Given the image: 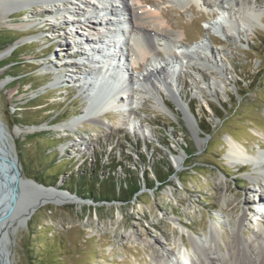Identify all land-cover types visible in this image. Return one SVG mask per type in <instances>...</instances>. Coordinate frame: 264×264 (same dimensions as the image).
<instances>
[{
	"label": "rangeland",
	"instance_id": "rangeland-1",
	"mask_svg": "<svg viewBox=\"0 0 264 264\" xmlns=\"http://www.w3.org/2000/svg\"><path fill=\"white\" fill-rule=\"evenodd\" d=\"M257 1L264 10V0ZM27 2L25 8L0 16V119L24 177L79 190L76 194L87 201L44 204L25 223L8 221L4 233L7 246L12 241V264H152L155 253L174 248L182 228L188 246L189 235L207 233L211 222L221 226L226 238L230 230L223 220L236 218L245 204L244 234L264 224L263 173L226 157L229 135L249 151L264 147V15L251 29L240 27L239 37L214 0H150L170 24L165 29L145 24L152 36L183 30L185 44L204 40L216 67L208 70L195 63L199 67L194 70L181 67L174 73L177 100L197 126L190 127L176 97L168 95L170 89H156L163 98L156 103L150 86L151 93L139 105H130L125 94L116 97L118 104L132 107L131 118L143 125V132L117 124L122 114L110 111L100 120L63 131L56 126L83 114L86 103L67 77L85 75L86 70L72 61L70 55L79 51L73 41L103 25L88 22L78 0ZM92 2L101 16L99 6L106 2ZM78 18L81 22H75ZM106 36L97 41L104 45L110 38ZM61 43L66 46L60 52ZM124 65L133 76L143 70L142 65L132 68L130 59ZM54 76L61 79L59 84ZM42 124L47 128L38 130ZM29 126L36 129L14 133ZM132 183L138 189L129 194ZM89 189L93 195L85 194ZM105 190L111 194L103 198Z\"/></svg>",
	"mask_w": 264,
	"mask_h": 264
},
{
	"label": "bare ground",
	"instance_id": "bare-ground-1",
	"mask_svg": "<svg viewBox=\"0 0 264 264\" xmlns=\"http://www.w3.org/2000/svg\"><path fill=\"white\" fill-rule=\"evenodd\" d=\"M78 1L83 4L86 8V14L90 16L88 22L102 23L103 26L94 31H89L84 37L82 35H76L73 41L74 45L76 44L77 48H79V51L75 50L76 52L74 51L70 55L73 58L72 61L76 64L75 67L80 68V66H85L86 70L84 69L85 75L69 74L67 77L76 82L74 86L80 89L79 95L82 96L86 103L83 104L85 106L84 111L82 109L83 114L81 112L80 115L73 117L67 123L63 122L57 125V129L63 131L72 130L70 127H76L80 123L82 125L84 121L90 122L92 118L100 120L99 116L110 111L122 114L117 124L129 128L133 133L143 132V125H138L131 118L130 114L133 110L130 105H139L144 102L148 97L147 94L149 95L151 93L150 86L155 88L154 101L156 103L160 99H163L162 95L157 93V90L162 88L168 92L167 89H170L172 94H168L170 91L166 93L169 96L176 97L174 98V102L183 110L184 117L190 124V127L197 126V123L195 124L191 120L193 117L190 119L188 109L182 106V104H179L176 95L178 90L174 89L176 87L172 85L175 82L174 73L176 68L184 67L185 70H194L199 67L195 63L207 67L208 70L216 68L208 55L206 42L200 40L191 44L183 43L181 41L185 36L183 30L175 32L170 36L167 35L168 37L155 38L152 36L150 31H148L149 28L145 24L164 29L166 26H170V24L165 20L161 12L162 10L160 11L152 3L150 5V0H97L99 3L106 2V5L99 6L101 11L103 10V12L115 16H105L103 12L101 16H98V5L92 2V0ZM214 1L217 3V7L221 9L223 18H226L228 23L226 25L234 30L239 37L241 35L240 27L244 30L247 28L251 29L258 22H263L261 18L264 15V10L257 5V0ZM29 3L27 0H0V7L3 8H0V16L5 18L10 13L25 8ZM80 9L84 11V8L81 6L78 7V10ZM117 10H122L124 13L114 14L113 12ZM72 12L78 15L75 7H73ZM75 22L81 21L78 18ZM125 23L128 28L125 27ZM217 24L218 21H215L213 25L216 26ZM222 32L224 35V30ZM106 35H111L115 39L114 42L110 41V39L107 40L106 45L108 47L106 45L103 46V42L99 43L97 41ZM116 41H118V44ZM65 46L66 44L64 43L59 45L60 52ZM157 49H163L164 54L156 55L155 51ZM212 54L211 51V56ZM127 59H130L132 68H137L142 65L143 70L136 71V75L133 76L128 68L122 66V62ZM116 60L121 61L119 66H117L118 63ZM113 70L117 73L115 75L120 76V78L116 76L113 78L111 76L112 74L110 73ZM76 72L80 73L78 71ZM150 77L157 80L158 82H156L160 87L154 86L155 81L152 82ZM126 79L133 80V82H130V90H127V92L123 88ZM54 81L56 84H59L61 79L59 76H54ZM52 83L50 82L49 85H52ZM215 84L213 83L212 85L215 86ZM104 86H107L109 91ZM102 89L106 94L104 93L103 97H99L96 91H103ZM121 94H125L126 98L130 100V107L118 104L116 97ZM36 128L38 130L46 129L47 125L42 124ZM36 128L30 126L26 129L15 128L14 133L31 132ZM229 137V147L226 157L230 160V163H238L241 166L250 165L253 173L257 175H262L263 173L264 176V147L258 145L256 151H249L243 143L234 139L232 135H229ZM252 181H254L253 178ZM220 183H224L222 179H220ZM223 186L225 189L226 185L223 184ZM43 193V202L37 208L49 203L81 204V202L77 201L78 199H74L64 192L43 191ZM259 199L256 197V201ZM232 201V197H229L226 202L230 204ZM253 203H255V200ZM246 210H249L248 204L244 205L243 211L236 218L229 216L223 220V224L227 225L230 230L226 238L222 236L224 230L221 226L219 227L217 223L211 222L207 233L194 237L189 235L192 245L188 246L183 239L185 228H182L180 236L173 242L174 248L165 247L155 253L152 257V264H264V224L257 223V229L252 230L249 228L250 234L245 235L244 231L246 227L248 228L247 223L244 222L246 219ZM30 216L25 217L23 215L15 220L16 222L25 223ZM261 218H264L263 212H261ZM178 225L182 226L181 224Z\"/></svg>",
	"mask_w": 264,
	"mask_h": 264
},
{
	"label": "water",
	"instance_id": "water-1",
	"mask_svg": "<svg viewBox=\"0 0 264 264\" xmlns=\"http://www.w3.org/2000/svg\"><path fill=\"white\" fill-rule=\"evenodd\" d=\"M104 88L109 89L107 86ZM103 91L97 90L96 94L103 97L105 93ZM10 138L6 125L0 119V264H12V241L7 246L5 225L12 219L32 215L43 202V191L64 192L74 199L87 201L76 193L59 188V183L44 185L32 178L24 177L19 156L15 153Z\"/></svg>",
	"mask_w": 264,
	"mask_h": 264
},
{
	"label": "trees",
	"instance_id": "trees-1",
	"mask_svg": "<svg viewBox=\"0 0 264 264\" xmlns=\"http://www.w3.org/2000/svg\"><path fill=\"white\" fill-rule=\"evenodd\" d=\"M11 39H12V38H11ZM201 129H202V131L204 130L203 128H201ZM110 189H112V188H110ZM128 189H129V194H131V193H134L135 190L138 189V186H137L135 183H132V184L129 185ZM78 192H79V190H78ZM78 192H76V193H77L78 195H80V193H78ZM85 194L93 195V192H92L91 189H89L88 191L85 192ZM108 194H111L110 190L102 191V196H103V198H105Z\"/></svg>",
	"mask_w": 264,
	"mask_h": 264
}]
</instances>
